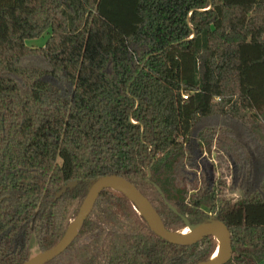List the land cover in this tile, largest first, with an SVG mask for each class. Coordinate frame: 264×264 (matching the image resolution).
Instances as JSON below:
<instances>
[{
  "label": "trees",
  "instance_id": "trees-1",
  "mask_svg": "<svg viewBox=\"0 0 264 264\" xmlns=\"http://www.w3.org/2000/svg\"><path fill=\"white\" fill-rule=\"evenodd\" d=\"M214 143L229 185L202 155ZM104 175L168 231L223 222L226 264H264V0H0V264L56 244ZM216 245L167 242L106 188L46 264H198Z\"/></svg>",
  "mask_w": 264,
  "mask_h": 264
},
{
  "label": "water",
  "instance_id": "water-1",
  "mask_svg": "<svg viewBox=\"0 0 264 264\" xmlns=\"http://www.w3.org/2000/svg\"><path fill=\"white\" fill-rule=\"evenodd\" d=\"M148 176L149 174L147 177ZM76 184V181H70L66 185H63L60 190L55 193L54 198L60 197L66 190L75 187ZM106 188H112L124 194L125 197L133 202L137 209V213L143 216L150 230L158 237L173 245L190 246L207 236H213L217 240L218 245V236H220L222 243L220 247L221 251L218 256H216L215 259H212L211 256L208 260L198 262V264H226L231 259L233 251L231 248L230 232L220 220L210 217L207 222L190 225L187 219L183 217L186 225L184 229L188 231L187 233L183 232V230H179V232L168 231L165 228L161 217L156 213L149 200L143 196V194L140 193L131 182L126 178L117 175H104V177L98 178V180L88 187L84 197L85 199L79 207L78 212L75 215L76 217L69 223L63 237L56 244L51 246V248L37 252L22 264H46L60 255L61 252L64 251L77 237L79 230L87 219V215L93 208L98 196ZM155 188L160 192V189L157 186H155ZM165 203L174 213H176L173 207L167 202Z\"/></svg>",
  "mask_w": 264,
  "mask_h": 264
},
{
  "label": "rangeland",
  "instance_id": "rangeland-1",
  "mask_svg": "<svg viewBox=\"0 0 264 264\" xmlns=\"http://www.w3.org/2000/svg\"><path fill=\"white\" fill-rule=\"evenodd\" d=\"M47 38H48V34L45 33L41 37L33 38V39H27L25 44H26V46L28 45L30 47H42V46H44ZM202 155L204 158H206L208 160V162L213 163V165L215 167V175L218 177H221V178L222 177L225 178L227 185H229L231 183V176L229 175L230 163L227 160V158L223 155V153L217 148L215 143L213 144V147L210 149L202 148ZM200 172H201V169L198 168L197 173H196V176L198 178H197L196 182L192 183L195 186L192 185V186L188 187V192L186 194L187 197L193 196L196 188L199 187L200 177H201ZM241 195H242V193H240L239 191H233L231 198L236 199V198L240 197ZM36 253H37V245L35 243L34 237H32V239L29 243V254H31L33 256Z\"/></svg>",
  "mask_w": 264,
  "mask_h": 264
},
{
  "label": "bare ground",
  "instance_id": "bare-ground-1",
  "mask_svg": "<svg viewBox=\"0 0 264 264\" xmlns=\"http://www.w3.org/2000/svg\"><path fill=\"white\" fill-rule=\"evenodd\" d=\"M198 227V226H197ZM196 227V228H197ZM183 230V232H185V233H187L188 231H186V229H182ZM221 243H222V239H221V237L220 236H218V245H217V247H216V251L214 252V254L212 255V259H215L216 258V256H218V254L220 253V251H221V249H220V247H221Z\"/></svg>",
  "mask_w": 264,
  "mask_h": 264
},
{
  "label": "built area",
  "instance_id": "built-area-1",
  "mask_svg": "<svg viewBox=\"0 0 264 264\" xmlns=\"http://www.w3.org/2000/svg\"><path fill=\"white\" fill-rule=\"evenodd\" d=\"M183 97L185 98V96L183 95Z\"/></svg>",
  "mask_w": 264,
  "mask_h": 264
}]
</instances>
